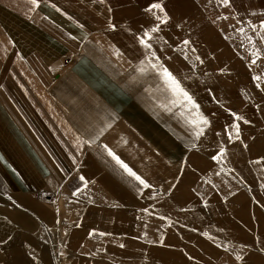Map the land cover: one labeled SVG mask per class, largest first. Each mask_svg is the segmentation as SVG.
Returning a JSON list of instances; mask_svg holds the SVG:
<instances>
[{"label":"crops","instance_id":"0c3cea01","mask_svg":"<svg viewBox=\"0 0 264 264\" xmlns=\"http://www.w3.org/2000/svg\"><path fill=\"white\" fill-rule=\"evenodd\" d=\"M215 1L0 0V264L48 233L264 264V0Z\"/></svg>","mask_w":264,"mask_h":264},{"label":"rangeland","instance_id":"374dc122","mask_svg":"<svg viewBox=\"0 0 264 264\" xmlns=\"http://www.w3.org/2000/svg\"><path fill=\"white\" fill-rule=\"evenodd\" d=\"M194 5L207 6L214 11L215 0H197ZM167 229V228H165ZM164 236V234L162 235ZM82 238V237H81ZM25 240L19 242L17 251L4 264H216L212 258H186L185 255L211 254L195 247L193 251H185L184 243L146 244L144 250L137 243H93L79 242L66 236L48 233L31 237L26 245ZM30 245V246H29ZM120 245H124L121 247ZM159 246V247H157ZM99 249V251H97ZM144 251V252H143ZM99 252V253H97ZM144 255V256H143Z\"/></svg>","mask_w":264,"mask_h":264},{"label":"snow or ice","instance_id":"6c2138e0","mask_svg":"<svg viewBox=\"0 0 264 264\" xmlns=\"http://www.w3.org/2000/svg\"><path fill=\"white\" fill-rule=\"evenodd\" d=\"M29 2L35 7L37 6V0H29ZM101 2H103V0H101ZM222 3L224 5H228L229 4V0H222ZM53 7H55V5H53ZM59 10V9H57ZM159 11L160 13H164V7L162 6L161 3H152L150 5V7H148L147 9H145V11L149 12V13H152L153 15H155V11ZM156 19L158 21H160V23H165L167 22V14L164 13L163 16H159L157 15L156 16ZM260 30L262 32H264V22H262L260 24ZM159 31V26L157 25L156 27H152L150 29V31L146 30L143 34L144 38H142L140 40V43L144 46V48L146 49H150L151 48V44L148 43V40H150L152 37H151V33H155V32H158ZM262 39H264V37H262ZM185 44L188 43V41H185L184 42ZM152 56H155V53H152L151 54ZM257 53L253 52V56H256ZM253 64L256 63V59H253L252 61ZM153 69H159L160 70V74L164 77L165 79V82L167 83V85L169 86V88L172 90V92L179 96V97H182V99L184 101L187 102L188 105L191 106V108L193 109H196L198 111V105L193 101L192 97L181 87L180 85V82L176 79L175 76H173V74L167 69L165 68L162 64H152L151 65ZM141 71H143V69H141ZM254 80H257L259 81L261 79L260 76H254L253 77ZM259 86V85H257ZM232 115L235 117V119L237 120H241L243 119L241 116H238L236 115V113H232ZM245 123H248V121H244ZM209 123V121L204 118L202 115L199 116L198 120L196 121V125L197 127L199 128V131L196 133V135L199 137L202 133H203V128L200 127V125H207ZM232 127L234 129H236V135H237V138H239V125H232ZM229 139H231V136L229 137ZM108 155L111 156L114 160H116V162L120 165L121 168H123L125 170V172L130 176V177H133L136 181L139 182V184L143 185V187L145 188H148L149 185L140 177L138 176L135 172L132 171L131 168L128 167L127 164H125L123 161H121L119 159V157H117L110 149H108ZM224 155V152H223V149L221 150L220 152V156L218 157H213V159H219L221 158L222 156ZM81 179L83 180L84 178L81 177ZM262 187H264V185H262ZM100 235H106V233H100ZM205 235H207L205 233ZM149 243H151V241H149ZM121 247H124V245H120ZM261 252H264V248H261L260 249ZM237 260H242L243 257L242 256H237L236 257Z\"/></svg>","mask_w":264,"mask_h":264},{"label":"built area","instance_id":"2783aa9c","mask_svg":"<svg viewBox=\"0 0 264 264\" xmlns=\"http://www.w3.org/2000/svg\"><path fill=\"white\" fill-rule=\"evenodd\" d=\"M68 61H69L68 58H66V59H65V62H68Z\"/></svg>","mask_w":264,"mask_h":264}]
</instances>
